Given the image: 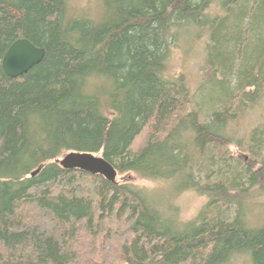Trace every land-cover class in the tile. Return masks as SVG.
<instances>
[{"label":"trees","instance_id":"16d2710c","mask_svg":"<svg viewBox=\"0 0 264 264\" xmlns=\"http://www.w3.org/2000/svg\"><path fill=\"white\" fill-rule=\"evenodd\" d=\"M98 3L93 17L67 0H1L0 264H264V221L245 214L252 190L264 193V148L230 175H198L216 150L231 159L242 138L230 125L264 93V0ZM206 32L204 83L217 94L201 96L203 115L186 75L166 74L174 47ZM23 38L46 56L13 79L2 61ZM70 152L205 205L183 220L156 193L64 170Z\"/></svg>","mask_w":264,"mask_h":264},{"label":"rangeland","instance_id":"374dc122","mask_svg":"<svg viewBox=\"0 0 264 264\" xmlns=\"http://www.w3.org/2000/svg\"><path fill=\"white\" fill-rule=\"evenodd\" d=\"M67 2L72 14L84 12V14L96 17L101 11L99 7L101 2L99 4L98 0H67ZM207 40L208 32L204 34L201 40H197L195 43L190 42L186 38L182 39V42L178 43L171 52L166 74L169 78H177L181 73L186 75L187 83L195 94L194 106L203 115L209 111V107L201 99V96L208 97V95L216 96L217 94L213 90V87L212 90L206 87L209 82L204 83L205 79L208 80L207 52L205 49ZM201 89L203 92H201ZM245 107L244 111L230 125L232 136L237 139L242 138L241 146L239 147L234 144L229 148L231 159L228 160H223L221 154L216 150L209 156V160L204 161L203 168L201 169L202 173H199V176L205 177L208 173H212V180H215L217 177H220V174H223L222 176L230 175L232 167H234V171L242 169L236 163L237 161L247 159L250 147L255 148V150L257 149L258 152L262 151V147L264 148V93H262L261 98L256 103ZM218 108L221 110L231 109L230 106H220ZM253 131H256V133L254 134ZM211 157L213 160H210ZM117 181L120 183H130L156 193L160 203H164L166 208L169 204L170 206L174 204L178 210L177 214L183 220L194 219L206 202L205 198L198 197L192 192L182 191L175 194V182L173 181H149L142 179L133 172L119 175ZM252 191L253 194L250 195L246 203L245 214L246 219L250 221L251 225L259 226L264 221V193L259 188ZM232 264L251 263L248 260V256L242 255L234 260Z\"/></svg>","mask_w":264,"mask_h":264},{"label":"water","instance_id":"95a60500","mask_svg":"<svg viewBox=\"0 0 264 264\" xmlns=\"http://www.w3.org/2000/svg\"><path fill=\"white\" fill-rule=\"evenodd\" d=\"M45 56L46 51L43 48L35 46L26 38L19 39L11 45L4 56L2 68L8 77L19 78L40 64ZM56 163L64 170H80L90 175H100L113 183L118 182V172L102 155L70 152L57 159Z\"/></svg>","mask_w":264,"mask_h":264}]
</instances>
